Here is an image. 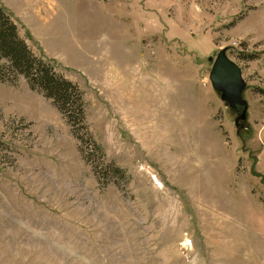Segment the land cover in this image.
Returning a JSON list of instances; mask_svg holds the SVG:
<instances>
[{
    "label": "rangeland",
    "instance_id": "1",
    "mask_svg": "<svg viewBox=\"0 0 264 264\" xmlns=\"http://www.w3.org/2000/svg\"><path fill=\"white\" fill-rule=\"evenodd\" d=\"M0 4L86 124L0 81V264H264V0ZM225 47L238 126L208 78Z\"/></svg>",
    "mask_w": 264,
    "mask_h": 264
},
{
    "label": "trees",
    "instance_id": "2",
    "mask_svg": "<svg viewBox=\"0 0 264 264\" xmlns=\"http://www.w3.org/2000/svg\"><path fill=\"white\" fill-rule=\"evenodd\" d=\"M20 78L53 102L74 133L86 129L81 90L61 76L53 64L31 51L11 14L0 4V81L15 82ZM96 148L100 150L97 145ZM115 170L122 172L117 167Z\"/></svg>",
    "mask_w": 264,
    "mask_h": 264
},
{
    "label": "water",
    "instance_id": "3",
    "mask_svg": "<svg viewBox=\"0 0 264 264\" xmlns=\"http://www.w3.org/2000/svg\"><path fill=\"white\" fill-rule=\"evenodd\" d=\"M229 49L230 47H225L214 58H208L211 62L208 78L220 99L228 105L232 112L237 113L235 125L238 126L239 121L246 119L247 103L242 98L245 81L241 68L228 57Z\"/></svg>",
    "mask_w": 264,
    "mask_h": 264
}]
</instances>
